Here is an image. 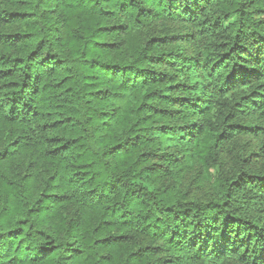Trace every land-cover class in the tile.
Returning a JSON list of instances; mask_svg holds the SVG:
<instances>
[{
  "label": "trees",
  "instance_id": "1",
  "mask_svg": "<svg viewBox=\"0 0 264 264\" xmlns=\"http://www.w3.org/2000/svg\"><path fill=\"white\" fill-rule=\"evenodd\" d=\"M0 264H264V0H0Z\"/></svg>",
  "mask_w": 264,
  "mask_h": 264
},
{
  "label": "rangeland",
  "instance_id": "2",
  "mask_svg": "<svg viewBox=\"0 0 264 264\" xmlns=\"http://www.w3.org/2000/svg\"><path fill=\"white\" fill-rule=\"evenodd\" d=\"M172 30L178 34L181 32H184V30L182 29V27L180 25H172Z\"/></svg>",
  "mask_w": 264,
  "mask_h": 264
}]
</instances>
